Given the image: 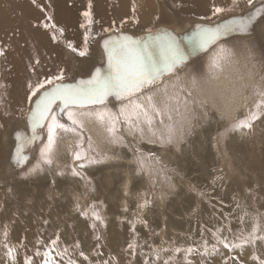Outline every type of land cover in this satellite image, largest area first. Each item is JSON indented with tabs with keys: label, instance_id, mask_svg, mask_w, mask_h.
I'll use <instances>...</instances> for the list:
<instances>
[{
	"label": "rangeland",
	"instance_id": "rangeland-1",
	"mask_svg": "<svg viewBox=\"0 0 264 264\" xmlns=\"http://www.w3.org/2000/svg\"><path fill=\"white\" fill-rule=\"evenodd\" d=\"M235 1L238 3L236 9H224L220 13H212L205 18L203 17V19L202 17L192 18L190 16H178L174 17V19L172 14L168 12L173 20L164 25L177 30H182L186 26L187 30L180 31V35H185L194 30L197 24L214 25L223 23L232 19L234 15L244 16L249 11H255L261 6H264V0H252L251 4L248 3V0ZM262 19H264V13L257 15L253 20L249 33H234L232 36L224 38L230 46L234 40L239 43V47L234 50L235 55L233 58L237 62L232 66L233 71L242 74L249 71L255 72L256 76L254 77V81L256 83H264L259 80L260 75H264V68L259 67V62L264 60V33L256 34L255 31V27L262 23ZM160 25L148 28L153 29ZM112 29L114 32L121 30L116 26L112 27ZM173 29H170V31L173 32ZM127 30L133 33H141L139 29L134 27H131V29L128 28ZM104 33L102 31L92 38L88 69L83 72L74 70L68 78L70 80H66V82L72 83L82 78L86 79L89 77L95 65L96 67L104 66L102 63L100 64L101 51L97 44L102 37L112 32ZM241 37L246 39L241 40ZM245 43L248 44V48L244 47ZM249 48L254 54V59L257 64L255 68L252 66V61L248 59ZM202 55L194 57L189 63L194 61L198 67H203L206 56L204 54ZM193 95L196 94L193 93ZM256 99L257 97L250 89L248 92V105L251 107ZM114 103L115 101H110V106ZM28 108L29 105L26 103L23 112L18 118H15L16 120H11L10 118H6V116L0 122V131L4 133V143L6 146L8 145L6 147L8 155L13 146V142L8 135L15 127L20 125L24 126ZM246 114V110L241 107L238 112H233L222 122H214L210 126L204 125L203 127L197 126L193 128L191 135L186 136L185 142L179 145L181 146V148L179 147L180 150L175 148L178 150V153L172 146L161 147L158 142L147 143L146 141L148 139L146 138H149V136L145 137V142L137 145L135 139L131 135H128L127 132H124L125 139L130 147L134 148L139 146L145 154L149 152L155 154L154 159L145 161L143 169L136 163V155L129 148L112 145V149L108 150V143H106L108 136L105 129L94 121H86L81 133L84 140V148H87L88 137L91 136L94 150L92 154L98 155L99 157H106V162L100 165H89L86 169L81 170L82 176L85 177L84 180H81L79 177H73L70 169L80 163L79 161H75L73 156L75 151L81 150L77 148L78 138L72 134L60 133L53 146V152L55 151L54 153L56 155L53 157L55 166L52 169L55 172L56 168L58 171L64 172L62 176L63 188H56L51 176H47L44 181L33 180V177H30L33 181L27 180L26 183L21 185V188H26L30 191L32 189L31 193L34 192L32 194L38 197L39 202L43 204L49 203V206L54 208L53 210L57 220L66 218L72 224L83 221L84 225H88V229L96 232L93 238H91L92 240H90L93 246L91 254L94 255L95 260L89 259L86 254L84 256L88 258L87 260L80 256L82 261H88L90 264H103L106 261H111V264H115L113 261L115 254L112 255V251L101 237L104 231L103 229H106L107 226L104 225V221L101 223L92 217L93 209H98L99 213H103L102 210L104 207L98 208L99 205L93 204L92 202L93 198L99 199L100 197L107 198L111 204L113 213L109 218L112 219L113 217L114 219V233L112 238L116 240H122V236H126L127 238V246L125 249L124 247L122 248L129 262L126 264H164L165 261H168V264H254L250 258L252 254V248L250 246H246L244 249L230 251L217 242L222 238H226L230 244L238 242V233L236 236L234 235L236 234L235 231L237 228L241 227L238 218L245 211L248 212V210V213L255 214L257 208L252 203L253 199L251 200L252 202L250 201V196L252 195V198H260L261 196L258 192L260 190L258 178L264 180V173L261 172V169H264V167L259 168L257 164L259 162L258 158L255 157L256 153L249 152L248 149L250 148L246 144H242V140L236 143L239 149L235 151L239 152V154L241 153L240 150L248 148L246 150L248 151L247 159H249L251 167L249 166L250 169H245L244 158H242L245 155L242 156L235 153V155H239V158L242 156L240 158L241 160L237 159L238 157L234 156V154H230L228 147V142L232 138H246L249 140V143L252 141L259 144V148L264 150V118L254 121V126L251 130L245 129L241 132L234 133L226 131L231 121L243 118ZM65 122L67 121L65 120ZM101 135L104 137H101ZM195 136L196 138H194ZM189 141L191 145L188 143ZM44 142H46V133ZM187 143L188 145H186ZM198 145H203V147L201 148ZM39 146L41 145H38L35 149L34 158L31 163H35L38 158L40 159L38 153ZM195 147L198 148L195 149ZM173 151L176 152L175 154L177 156ZM262 152L264 153V151ZM183 154H185L184 157ZM1 160L0 168L3 169L1 178L4 181L16 176L23 177L19 174L20 169L17 170L18 172H9L6 165L8 163V156L3 161ZM56 164L59 165L57 166ZM242 165L245 167L243 168ZM248 171L250 175H248ZM105 183L106 190H104ZM240 183H245L246 190L244 187H241L242 189L240 188ZM96 184H103L104 186L102 185L99 188L101 190H99L96 188ZM41 185L45 186L42 193L40 192ZM5 186L4 189L0 188V195H3L4 192L8 194L10 187L7 183ZM29 186L31 187L29 188ZM243 195L248 197L245 204L242 203L241 199ZM145 201L148 202L147 207H139ZM238 203L240 204L239 206ZM84 211L88 213L87 216L82 214ZM259 212L264 213V210H259ZM104 219L106 218H102V220ZM138 219L146 221V223H139L137 222ZM245 219L247 220L248 218ZM93 224H95V228L92 227ZM232 224L236 226L233 232ZM133 225L135 227L134 231ZM78 241L73 240L71 244L73 248H75L77 243L80 246V241ZM205 241H207V252L212 253L210 255L205 254ZM129 243H133L135 247L129 249ZM213 245L216 246V252L212 251ZM177 247L182 250L180 253L174 251ZM189 247L193 248L192 253H187L186 249ZM157 251L160 252L159 259L156 256ZM256 254L264 255V249H261Z\"/></svg>",
	"mask_w": 264,
	"mask_h": 264
},
{
	"label": "snow or ice",
	"instance_id": "snow-or-ice-1",
	"mask_svg": "<svg viewBox=\"0 0 264 264\" xmlns=\"http://www.w3.org/2000/svg\"><path fill=\"white\" fill-rule=\"evenodd\" d=\"M248 3L251 4L252 0H248ZM222 11L223 8L216 7L213 14ZM260 13H264V6L251 16L233 18L214 25L197 24L194 30L185 35H177L167 28H148L145 34L137 37L122 32L117 34L112 28H105V33L112 32V35L102 37L106 67H96L88 78L72 83L66 82L63 69L44 79L37 75L35 82H28L26 103L29 108L26 115L30 134L19 130L15 132L16 145L11 155L12 162L20 169L19 174L24 177L39 176L45 168L52 169L53 145L60 133H67L78 138L77 148L81 149L73 154L74 160L80 163L70 169L71 174L84 180L81 170L89 165L103 164L107 159L92 154L91 136L88 137L87 148H84L81 133L86 121H94L102 126L110 144L129 148L136 155V163L141 169L146 160L155 158V154H145L139 146L130 147L124 132L131 135L137 145L145 142L147 135V143L158 142L161 147L172 146L178 149L193 128L222 122L241 107L247 114L231 121L226 131L234 133L251 130L254 121L264 118V83L254 81L255 72L242 74L233 71L232 66L237 62L233 58L234 50L239 47V43L234 40L230 46L224 38L234 33H249L253 20ZM83 15L88 18L89 24L93 23L90 11ZM87 39L86 36L85 43ZM69 47L73 52L77 51L72 44ZM244 47L248 48V44L245 43ZM86 52L85 47L79 51V55L83 57ZM200 53L206 56L203 67H198L194 61L189 63L192 57ZM0 55H4L2 49ZM248 59L255 68L257 64L250 48ZM35 63L38 65L39 60ZM259 67L264 68V60L259 62ZM259 80L264 82V75H260ZM4 87L0 84V88ZM250 89L257 97L251 107L247 103ZM194 90L198 94L193 95ZM110 101L115 103L110 106ZM38 141L41 142L38 147L40 159L31 163L25 149ZM56 175L63 176L64 172L57 170ZM147 205L145 201L139 207ZM82 214L88 215L86 211ZM92 217L103 223L102 217L94 209ZM238 220L241 225L238 242L230 244L226 238L217 242L230 251L250 246V258L254 264H264V255L256 254L264 249V213L256 211L251 214L245 211ZM137 222L146 223L139 219ZM92 227L95 228V224ZM4 237L0 248L6 250V256L14 264L16 257L13 252L16 248L9 244L6 230ZM57 240H52L51 244L55 245ZM75 247H79V244ZM134 247L133 243L128 244L129 249ZM204 249L206 255L212 254L207 252V241ZM174 251L180 253L182 250L177 247ZM186 251L192 253L193 248L189 247ZM212 251H217L215 245ZM64 253H67V249H64ZM35 255H41L38 249ZM79 255L88 259L83 251ZM156 256L159 259V251ZM25 264H35V261L25 257ZM44 264H48V261L45 260ZM68 264H77V261L69 258ZM103 264H111V261ZM164 264H168V261Z\"/></svg>",
	"mask_w": 264,
	"mask_h": 264
},
{
	"label": "bare ground",
	"instance_id": "bare-ground-1",
	"mask_svg": "<svg viewBox=\"0 0 264 264\" xmlns=\"http://www.w3.org/2000/svg\"><path fill=\"white\" fill-rule=\"evenodd\" d=\"M90 4L91 7H89ZM237 5L238 3H236L235 0H0V49L4 51V55H0V84L5 85L4 88H0V122L6 116V118H10L11 120L18 118V116L23 112L28 92L27 84L29 81L35 82L37 75H39L40 79H44L46 76L58 74L59 71L63 69L65 79L70 80L68 78L72 75L74 70H78L80 72L87 70L89 67L90 59L88 60V58L92 46V38L102 32L104 28H112L116 26L122 31L120 30L115 33L119 34L122 32L124 34H130L138 37L145 34L148 27L160 24L163 25L153 28V30L159 28H167L168 30L173 29L164 24L170 23L174 17L190 16L192 18H205L214 13L216 7L223 9H236ZM133 9H135V11H133ZM86 11L91 12V19L93 21L91 24L88 23V18L83 15ZM255 11H249L244 16H251ZM168 12L172 14L173 18ZM244 16L234 15L233 18ZM157 17H159V19H157ZM82 24L85 25V27H81ZM131 27L139 29L141 33L129 32L127 29H131ZM173 30L175 34L180 35V31L182 32L187 29L185 26L182 30ZM255 31L256 34L264 33V19H262L261 24L255 27ZM109 35H112V33L104 36L103 38H106ZM86 36L88 39L85 43ZM102 42L101 38L97 44L101 51L100 64L102 63L104 65L103 67H106V55L103 50ZM69 44L76 47L77 51L73 52L69 47ZM85 47L87 48L86 55L81 57L79 55V51ZM202 54L203 53H200L198 56H203ZM194 57H192V59H194ZM37 60H39L38 65L35 63ZM95 67L92 70H94ZM24 123V126L20 125L15 127L8 135L10 140L13 142L9 155L6 149L8 145L6 146L4 143V133L0 131V160H4V158H7L8 156V163L6 165L9 172H18V168L11 160V155L14 152L16 145L15 132L21 130L26 134H30L27 124V115ZM199 135L201 134L199 133ZM101 137L104 136L101 135ZM194 138H196V136ZM239 140H242V144H246V146L250 148H247L249 152L256 153L255 157L258 158L259 162L257 164L259 168L261 169L264 167V153L262 152L264 150L259 148V144L252 141L249 143V140L246 138H232L228 142L229 152L230 154H234V156L238 157L237 159H240L243 155H245L246 158L242 157L244 158V160H242L246 167L244 165H242V167L250 169L251 165L249 159H247L248 151H246V148H243L244 150H240V154L239 152H236L239 149L236 146V143L239 142ZM190 141L188 143L191 145ZM106 143H108V145ZM106 143L105 144L107 145L108 150L112 149V144L108 142V139L106 140ZM188 143L186 145H188ZM201 143L203 142L201 141ZM38 145H41V142L38 141L32 147L25 149V154L31 156L29 157L30 162L34 158L35 149ZM198 146L200 147L201 145ZM179 147L181 148V146ZM202 147L203 145L201 148ZM172 148L175 149L177 147ZM180 148H178V150H180ZM196 148L198 147H195V149ZM168 150H170V148H168ZM176 150L177 149H175V151ZM54 152H52L53 157L56 155ZM175 153L176 152H174V154ZM235 153L242 156L239 158V155H235ZM185 154H183V157ZM169 155L168 157H170ZM195 158L197 159V157ZM240 160L238 161L241 162ZM54 166L55 165H53V167ZM261 170V172L264 173V169L262 168ZM2 174L3 169L0 168V188L4 189L7 186H5L7 183L10 190L8 194L4 192L3 195H0V243H2L5 239L4 232L6 230L8 232L7 240L9 244L14 245L16 248V251L13 252V256L16 257L14 264H25V257L33 258L35 264H44L45 260L48 261V264H68L69 258L75 259L77 264H90L88 261L84 262L80 259L79 253L81 251H83L89 259L95 260L94 255L91 254L93 246L90 240H92L91 238H93L96 232L88 229V225H84L83 221L72 224L66 218L57 220L55 218L54 208L50 207L49 203L43 204L42 202H39L38 197L32 194L34 192L31 193L32 189L30 191L29 189L21 188L22 184L26 183L27 180H31L30 177L16 176L4 181V179L1 178ZM248 175H250L249 171ZM47 176H51L53 178L56 188H63L64 184L62 176L60 178V176L56 175V172L53 169L45 168V171L39 176L32 177L33 180L37 179L44 181ZM102 185L103 184H96V188L99 189ZM258 185L260 190L257 191L261 195L260 198H252L251 193H249L251 195L250 201L253 199V202H251L257 208L256 211L264 210V180L258 178ZM45 186H40L41 193ZM30 187L31 186H29V188ZM241 187L245 188V183H240V188ZM104 190H106V183ZM241 199L242 203L245 204L248 197L243 195ZM92 202L93 204L99 205L98 208L104 207L102 210L103 213H99L96 208L95 211L101 214L100 216L102 218H106L103 221L105 222L104 225H106L107 228L103 229L104 231L101 237L112 251V255L115 254V259L113 261L115 264L117 261H119V264L129 263L126 258V253H123L122 250L123 247L125 249L127 246L126 236H122V240L112 238L114 233V219L113 217L112 219L109 218L113 213L111 204L105 197H100L99 199L93 198ZM239 205L240 204L238 203V206ZM234 227L236 226L232 227V232L233 230L235 231ZM239 229L240 228H237L235 231V236L237 233L240 235ZM57 237H59V242L55 245L51 244V241L55 240ZM73 240H79L80 246L73 248L71 245ZM68 243L69 245H67ZM37 249L41 253L40 256L35 255ZM64 249H67L66 254L64 253ZM121 251L122 253H120ZM5 252L6 250L4 248H0V264H12L11 258L6 256ZM102 260H104V258H102Z\"/></svg>",
	"mask_w": 264,
	"mask_h": 264
},
{
	"label": "clouds",
	"instance_id": "clouds-1",
	"mask_svg": "<svg viewBox=\"0 0 264 264\" xmlns=\"http://www.w3.org/2000/svg\"><path fill=\"white\" fill-rule=\"evenodd\" d=\"M249 83H252V81L249 80ZM194 93H195V94H198V92H197L196 90H194Z\"/></svg>",
	"mask_w": 264,
	"mask_h": 264
},
{
	"label": "water",
	"instance_id": "water-1",
	"mask_svg": "<svg viewBox=\"0 0 264 264\" xmlns=\"http://www.w3.org/2000/svg\"><path fill=\"white\" fill-rule=\"evenodd\" d=\"M198 56V55H197ZM196 57V56H195Z\"/></svg>",
	"mask_w": 264,
	"mask_h": 264
}]
</instances>
